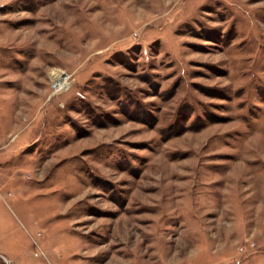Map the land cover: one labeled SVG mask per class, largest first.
<instances>
[{"label":"rangeland","instance_id":"374dc122","mask_svg":"<svg viewBox=\"0 0 264 264\" xmlns=\"http://www.w3.org/2000/svg\"><path fill=\"white\" fill-rule=\"evenodd\" d=\"M0 264H264V0H0Z\"/></svg>","mask_w":264,"mask_h":264}]
</instances>
